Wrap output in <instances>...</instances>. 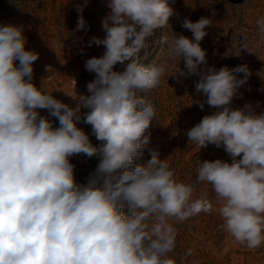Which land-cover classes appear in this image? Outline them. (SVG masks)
Wrapping results in <instances>:
<instances>
[{"label": "clouds", "instance_id": "1", "mask_svg": "<svg viewBox=\"0 0 264 264\" xmlns=\"http://www.w3.org/2000/svg\"><path fill=\"white\" fill-rule=\"evenodd\" d=\"M87 2L77 6V31L86 26ZM106 6L105 36L89 42L105 51L86 60L85 69L95 78L86 86L90 95H71L75 107L54 98L44 82L40 88L32 83L39 54L26 50L23 26L0 25V264H177L170 256L175 225L212 212L229 243L260 248L264 112L257 114L250 104L231 107L251 75L248 66L207 67L200 42L212 24L209 18L183 21L192 39L164 34L158 41L167 60L183 59L186 71H176L179 76H199L195 89L206 97L199 107L215 109L186 131L188 142L200 149L222 147L231 157V163L200 162L195 184L179 181L167 159L148 148L150 136L144 133L156 109L140 95L157 88L167 71L164 63L143 60L173 9L168 0H108ZM256 26L264 37V16ZM243 40L240 48L253 53L248 37ZM117 64L124 69L114 70ZM45 70L54 72L51 66ZM81 109L89 111L82 117ZM39 110H47L59 126ZM82 119L99 145L77 127ZM146 148L151 158L136 164ZM79 154L99 158L84 184L76 182L69 159ZM196 185H210L214 200L206 189L196 195Z\"/></svg>", "mask_w": 264, "mask_h": 264}, {"label": "rangeland", "instance_id": "2", "mask_svg": "<svg viewBox=\"0 0 264 264\" xmlns=\"http://www.w3.org/2000/svg\"><path fill=\"white\" fill-rule=\"evenodd\" d=\"M84 3L85 0H0V25L23 26L26 50L39 54L33 63L32 83L40 88L44 82V87L54 98L70 107L77 103L72 96L90 95L86 86L94 80L95 73L85 69L86 60L99 57L105 51L103 46H89V42L94 36L101 39L105 36L101 20L110 11L106 6L108 0H88L82 12L86 26L77 31L81 14L76 9ZM168 3L173 15L167 27L156 31L153 41L157 42H152L143 60L147 64L155 59L167 68L157 88L140 94L156 109V119L144 135L150 136L148 148L157 149L160 158L167 159L179 181L195 184L200 162L221 159L231 163V157L222 147L209 144L200 149L188 142L186 131L215 109L206 103L203 109L199 107L198 102L206 100L195 89L199 76H179L176 71H186L183 59L180 62L167 60L166 50L158 41L164 34H183L192 39V32L182 27L183 21L186 18L192 22L209 18L212 24L206 27L207 35L200 42L206 51L207 67L214 66L219 70L225 66L233 69L247 65L251 75L239 88L231 107L235 109L250 104L256 110L257 105H264V37L258 34L256 26V20L264 16V0H168ZM245 36L253 53L240 48ZM45 66H51L54 72L46 71ZM121 66L117 64L114 70L120 71ZM236 75L243 78L242 73ZM88 111L81 109L82 117ZM39 112L41 116L49 115L47 110ZM77 127L89 135L93 145L101 143L92 134L91 125L84 123L83 119ZM148 148L135 161L136 164L151 158ZM69 159L75 166V180L80 184L87 182L99 163L97 156L89 158L84 154ZM196 189V195L206 189L209 199L214 200L210 185H196ZM220 223L219 215L212 212L176 224V248L170 256L177 264H264V245L248 249L234 241L229 243L231 238L219 228ZM225 246L228 247L227 253H223ZM189 249H192L191 255H187Z\"/></svg>", "mask_w": 264, "mask_h": 264}, {"label": "crops", "instance_id": "3", "mask_svg": "<svg viewBox=\"0 0 264 264\" xmlns=\"http://www.w3.org/2000/svg\"><path fill=\"white\" fill-rule=\"evenodd\" d=\"M256 111L258 113L264 112V105H257ZM45 117H48L52 121L54 128L59 126V121L55 117H51L50 115L45 116ZM242 264H244V263H242ZM246 264H250V263H246Z\"/></svg>", "mask_w": 264, "mask_h": 264}, {"label": "trees", "instance_id": "4", "mask_svg": "<svg viewBox=\"0 0 264 264\" xmlns=\"http://www.w3.org/2000/svg\"><path fill=\"white\" fill-rule=\"evenodd\" d=\"M124 69V66L122 65L121 67H120V71H122Z\"/></svg>", "mask_w": 264, "mask_h": 264}, {"label": "built area", "instance_id": "5", "mask_svg": "<svg viewBox=\"0 0 264 264\" xmlns=\"http://www.w3.org/2000/svg\"><path fill=\"white\" fill-rule=\"evenodd\" d=\"M251 264V263H250Z\"/></svg>", "mask_w": 264, "mask_h": 264}]
</instances>
